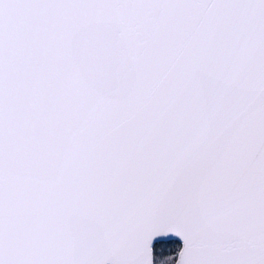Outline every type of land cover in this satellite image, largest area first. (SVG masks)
<instances>
[{
	"label": "snow or ice",
	"instance_id": "6c2138e0",
	"mask_svg": "<svg viewBox=\"0 0 264 264\" xmlns=\"http://www.w3.org/2000/svg\"><path fill=\"white\" fill-rule=\"evenodd\" d=\"M0 264H264V0H0Z\"/></svg>",
	"mask_w": 264,
	"mask_h": 264
}]
</instances>
